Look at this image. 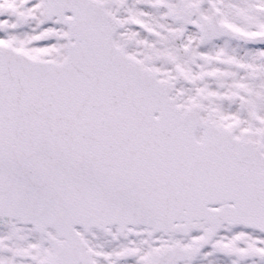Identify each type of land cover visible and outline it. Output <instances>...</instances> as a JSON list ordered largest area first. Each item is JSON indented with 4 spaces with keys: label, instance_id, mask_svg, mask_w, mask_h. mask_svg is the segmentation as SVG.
<instances>
[{
    "label": "snow or ice",
    "instance_id": "1",
    "mask_svg": "<svg viewBox=\"0 0 264 264\" xmlns=\"http://www.w3.org/2000/svg\"><path fill=\"white\" fill-rule=\"evenodd\" d=\"M0 264H264V0H0Z\"/></svg>",
    "mask_w": 264,
    "mask_h": 264
}]
</instances>
